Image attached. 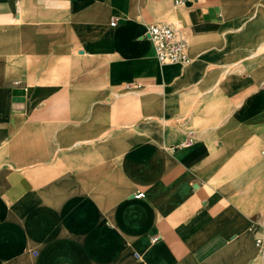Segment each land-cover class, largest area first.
I'll return each instance as SVG.
<instances>
[{"label": "crops", "instance_id": "0c3cea01", "mask_svg": "<svg viewBox=\"0 0 264 264\" xmlns=\"http://www.w3.org/2000/svg\"><path fill=\"white\" fill-rule=\"evenodd\" d=\"M263 82L264 0H0V264H264Z\"/></svg>", "mask_w": 264, "mask_h": 264}, {"label": "built area", "instance_id": "2783aa9c", "mask_svg": "<svg viewBox=\"0 0 264 264\" xmlns=\"http://www.w3.org/2000/svg\"><path fill=\"white\" fill-rule=\"evenodd\" d=\"M175 4H183L185 0H174ZM116 20H111L110 25H115ZM145 36L151 41L155 57L161 64L179 63L187 64L190 61L188 45L185 39L178 35V28L171 22L151 23L147 26ZM264 88V82L262 84ZM144 196V192H137L135 197ZM255 244L264 249V231L258 233V228H251ZM155 239V238H154Z\"/></svg>", "mask_w": 264, "mask_h": 264}, {"label": "rangeland", "instance_id": "374dc122", "mask_svg": "<svg viewBox=\"0 0 264 264\" xmlns=\"http://www.w3.org/2000/svg\"><path fill=\"white\" fill-rule=\"evenodd\" d=\"M168 21H172V20H168ZM168 21H166V22H168ZM183 38H185L184 36H182Z\"/></svg>", "mask_w": 264, "mask_h": 264}]
</instances>
